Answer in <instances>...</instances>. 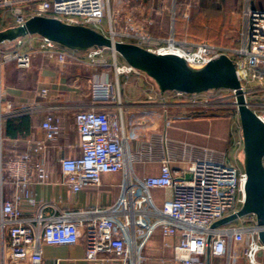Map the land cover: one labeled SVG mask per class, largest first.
I'll list each match as a JSON object with an SVG mask.
<instances>
[{"label":"built area","instance_id":"1","mask_svg":"<svg viewBox=\"0 0 264 264\" xmlns=\"http://www.w3.org/2000/svg\"><path fill=\"white\" fill-rule=\"evenodd\" d=\"M257 1L245 0L242 44L236 49L178 40L174 35L153 36L148 27L136 22L135 10L127 4L129 0H0V31L23 25L33 16H41L89 26L115 41L132 42L159 55H177L193 68H202L226 54L234 61L246 92L250 81L264 80V8L257 7ZM122 12L126 15L122 16ZM25 46L27 50H24ZM15 47L16 50H9ZM105 50L94 47L80 55L79 51L38 35L27 36L11 48H0V181L5 166L16 190L15 199L0 198V258L4 259L7 254L12 261L41 264L43 244L75 245L83 241L87 261L146 264L144 251L159 232L164 247L172 250L173 258L162 259L158 264H207L208 248L210 255L229 256V264H235L240 258L247 264H264V244L258 237L260 229L254 214L213 227L214 223L237 213L243 206L247 182L244 167L206 156L189 159L186 170L179 177V172L172 166L175 158L163 144L159 174L139 177L132 165L135 156L143 154V150H134V143L141 137L142 125L138 119H131L127 127L124 125L121 100L114 92L113 82L108 79L92 81L93 105L75 114L81 154L63 156L59 163L61 184L74 192L86 186H99L103 174L122 172L124 179L119 198L94 211L67 212L52 217H44L41 213L35 217L23 214L19 200L30 196L32 177L40 182L49 178L46 155L50 142L60 132L61 117L53 111L47 112L42 121L44 136L4 165L3 120L32 114L36 108L15 107L6 98L2 69L11 63L20 69H29L35 57L43 55L54 60L62 70L80 63L107 70L109 65L102 57ZM113 61L117 85L121 75H146L120 61L116 53H113ZM48 92L44 88L41 95L47 97ZM158 92L163 99L169 94L191 104L208 102L205 97H199L202 93H161L159 88ZM154 97L155 94L150 96ZM258 115L264 121V114ZM171 123L172 120L167 118L166 126ZM237 146L243 153L242 138ZM149 152L153 160L152 146ZM188 174L190 179H186ZM154 189H170L173 196L158 205L153 199Z\"/></svg>","mask_w":264,"mask_h":264},{"label":"crops","instance_id":"2","mask_svg":"<svg viewBox=\"0 0 264 264\" xmlns=\"http://www.w3.org/2000/svg\"><path fill=\"white\" fill-rule=\"evenodd\" d=\"M135 1L129 0L128 3L133 5ZM244 8L245 0H203L201 9L208 12L204 15V22L199 19L195 21L191 16L188 19H178L173 14L169 20L162 17V22L159 17L154 18L151 31L162 38L174 35L178 40L207 42L236 49L242 44ZM27 49L25 46L24 50ZM79 52L83 55L85 51ZM1 77L5 96L15 107L36 108L32 114L3 120L1 136L4 165L11 158L26 152L37 139L44 136L42 121L47 112L53 111L61 117L60 132L57 138L50 142L46 155L49 178L46 182H40L36 177H32L30 196L21 197L19 200L23 214L26 217H35L41 213L44 217H52L67 212L94 211L115 203L121 193L124 179L122 172L103 174L99 186H86L81 191L74 192L61 184L59 163L63 156L76 157L81 154L75 114L78 110L93 105L90 89L92 81L116 80L113 70L94 69L87 63L73 64L62 70L57 63L43 55H37L32 66L26 70L13 63L5 65ZM122 81L125 86L121 89L119 85L116 93L122 103L121 119L126 127L131 119H138L142 125L141 137L134 143V150H143V154L136 155L132 165L139 177L159 174L163 144L175 158L172 166L179 172V177L186 170L189 159L216 156L212 151L217 146L214 145V140L218 138L219 125L215 124L214 120L207 123V119L201 118L199 110L202 103L191 104L188 100L175 99L169 94L163 99L159 97L158 86L154 80L146 75H125L122 76ZM44 88L49 91L47 97L41 95ZM205 93L199 97H205ZM154 94L155 97L150 98ZM167 118L172 120L169 127L166 126ZM228 132V148L230 151L234 150L235 154L238 151V154L243 155L237 146V142L242 138L241 132L233 139L229 130ZM231 140H234V146ZM224 142L227 143L226 137ZM151 146L153 160L150 159ZM216 160L220 161L218 158ZM152 195L158 205H163L164 201L173 196L170 189H154ZM1 197L5 200H13L16 197V190L5 166L0 181ZM42 251L41 264H106L87 261L83 241L75 245L43 244ZM144 256L147 258L146 264H158L162 259L171 260L173 252L164 247L158 232L146 247ZM229 261V256L210 255V264H229ZM0 264L32 263L28 260L12 261L6 254L4 259L0 258ZM235 264L247 263L245 259L240 258Z\"/></svg>","mask_w":264,"mask_h":264},{"label":"water","instance_id":"3","mask_svg":"<svg viewBox=\"0 0 264 264\" xmlns=\"http://www.w3.org/2000/svg\"><path fill=\"white\" fill-rule=\"evenodd\" d=\"M30 35L48 38L75 51L83 52L94 47L109 49L127 64L153 79L161 93L178 91L200 94L222 89L233 91L243 139V167L247 174L246 199L237 213L217 221L213 227L254 214L260 229L258 237L264 244V121L249 105L236 65L230 56L223 54L202 68H193L177 55H159L132 42L115 41L89 26L41 16H33L23 25L1 30L0 48H11ZM190 178L191 175H186V179ZM207 264H210V248L207 252Z\"/></svg>","mask_w":264,"mask_h":264},{"label":"rangeland","instance_id":"4","mask_svg":"<svg viewBox=\"0 0 264 264\" xmlns=\"http://www.w3.org/2000/svg\"><path fill=\"white\" fill-rule=\"evenodd\" d=\"M203 0H136L135 4L129 5V7L135 10V20L141 26L148 27L150 29V34L156 36L152 33L151 27L155 22L154 18L159 17V21L164 17L166 20L172 18V15L183 17L184 19H188L191 16V19H199L204 22V15H207V10L202 11L201 4ZM257 7L264 8V0L257 1ZM210 13V11H209ZM156 14H159L157 16ZM126 12H122V16H125ZM163 20V18H162ZM148 21H151L150 24ZM159 22V23H160ZM159 37V36H157ZM17 47L9 49L16 50ZM119 56V55H118ZM103 59L106 60V63L109 65L107 68L113 70V53L111 50L107 49L103 53ZM119 58V57H118ZM56 63L54 60H52ZM114 72V70H113ZM121 75L118 78L120 88L123 89L125 86V82L122 81ZM129 76H131L129 74ZM114 92L117 93V80L113 81ZM246 98L253 110H255L258 114H264V80L255 81L252 80L247 85L246 89ZM117 96V94H116ZM205 99H207V103L200 105L201 111L199 114L201 118L207 119V123H210L214 120V123L219 125V129L217 130L218 138L215 141L214 145L216 146L215 150L212 151L214 155H216V159L218 158L220 161L223 159L226 163L243 167V155L241 153L235 154L234 150L230 151L228 145L230 143V136L228 135V130L230 131V135L232 139L234 137H238L241 132L239 115L237 112L235 97L233 92L230 90H210L205 93ZM115 103L116 101H111ZM206 123V122H205ZM225 137L227 139V143L224 142ZM223 138V139H222ZM231 144L234 146V140H231ZM218 142V143H217ZM230 146V145H229ZM240 152V151H239ZM259 259L261 257L259 256Z\"/></svg>","mask_w":264,"mask_h":264},{"label":"trees","instance_id":"5","mask_svg":"<svg viewBox=\"0 0 264 264\" xmlns=\"http://www.w3.org/2000/svg\"><path fill=\"white\" fill-rule=\"evenodd\" d=\"M177 18H178V19H182V17H180V15H179V16L177 15ZM106 50H107V49H106ZM118 57H119L120 61H124L120 56H118Z\"/></svg>","mask_w":264,"mask_h":264}]
</instances>
